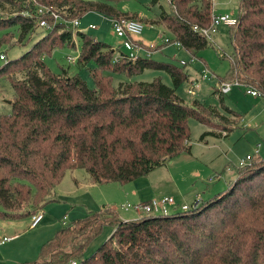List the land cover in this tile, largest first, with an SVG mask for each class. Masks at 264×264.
Masks as SVG:
<instances>
[{
	"label": "trees",
	"instance_id": "trees-1",
	"mask_svg": "<svg viewBox=\"0 0 264 264\" xmlns=\"http://www.w3.org/2000/svg\"><path fill=\"white\" fill-rule=\"evenodd\" d=\"M1 1L15 10L0 14V28L20 24V40L35 23L22 11H34L38 3L56 9L64 19L91 10L110 16L122 13L112 5L114 0ZM213 1L169 0L171 10L163 8L160 13L193 57L209 43L194 26L210 23ZM237 16V24L231 25L236 27L232 29L234 53L227 76L220 80H237L264 96V0H241ZM62 24L58 21L20 57L0 66V76H8L16 92L12 112L0 116L3 218L38 212L54 199L68 169L85 168L97 183H126L183 151L191 152L190 117L215 127L211 117L216 106L197 101L190 105L176 92L189 78L183 66L144 55L132 60L125 50L117 60L115 48L85 31L77 33L83 38L79 62L94 61L90 72L95 87L79 74L53 73L43 55L56 45H75L72 30L57 31ZM148 68L167 71L173 85L156 77L110 87L109 80L97 75L110 69L132 76ZM219 89L215 92L224 103ZM230 110L243 120L242 112L231 106ZM225 129L227 136L233 128ZM209 133L223 136L212 129L202 136ZM238 168L228 187L198 199V205L189 209L123 220L116 207L105 205L73 223L64 221L65 226L43 243L38 260L25 264H264V157L256 152ZM108 223L114 225V232L84 257L87 246Z\"/></svg>",
	"mask_w": 264,
	"mask_h": 264
},
{
	"label": "rangeland",
	"instance_id": "rangeland-1",
	"mask_svg": "<svg viewBox=\"0 0 264 264\" xmlns=\"http://www.w3.org/2000/svg\"><path fill=\"white\" fill-rule=\"evenodd\" d=\"M240 1L214 0L213 4L216 12L237 15ZM1 2L3 3H0V14L8 15L15 10L12 4ZM111 3L122 12L121 14H135V17L143 20L145 27L141 38L144 42L160 44L164 37L171 38L170 42L152 50L149 56L173 62L188 71L189 78L177 87L176 92L190 105L200 102L206 106H216V114L211 117L215 127L211 128L195 117H190L188 120L190 137L187 144H191V152L183 151L146 175L128 183L118 181L94 183L85 168L68 169L56 187L54 199L38 209L44 214L38 224L32 225V214L14 218L0 216V237L14 236L7 242L0 243V264L35 262L41 255L43 243L52 238L58 229L64 227V223H73L76 219L85 217L91 211L100 210L105 205L116 207L119 217L128 220L137 218L140 214L133 208L125 209L124 204L129 202L134 205L165 195L173 196L180 204H190L201 198L207 199L219 191L218 189L228 187L237 178L238 164L247 154L257 152L264 157V96H253L241 83H233L231 90L224 93V103L215 92V88L221 86L220 77H226L230 68L231 56L234 53L232 29L236 27L220 24L218 30L209 37V43L193 57L192 51L176 41L175 33L159 17L163 8L171 10L169 0L157 2L114 0ZM76 17H80L81 31L108 42L115 48V53L125 49L124 39L113 28L110 15L91 10L83 16ZM54 21L52 18L51 22ZM91 23L96 24V27H89ZM80 30L72 32L75 45L71 43L56 45L43 55V59L53 73L79 74L90 87H95L96 83L90 72L91 68L95 67L94 61L86 64L79 62V56L83 51V38L77 34ZM46 31L47 29L35 21L33 30L20 40V24L14 23L0 28V51H4L10 59L20 57ZM69 55L78 58L72 61L68 58ZM4 62L0 59V66ZM203 73H207L208 76L204 77ZM97 75L109 80L107 86L110 87H119L121 82L149 81L156 77L173 85L170 74L162 69L148 68L132 76L105 69L99 70ZM190 88L193 92L189 91ZM15 96L16 92L10 78L6 75L0 76V116L12 112L11 101ZM230 106L242 112L243 120L230 110ZM226 127L233 129L224 136L228 132ZM210 129L223 136L215 133L202 136ZM137 188L140 192L137 190V193H134L132 189ZM181 192L184 193L182 197L177 195ZM114 230L113 224L104 225L102 231L87 246L84 257L90 256Z\"/></svg>",
	"mask_w": 264,
	"mask_h": 264
},
{
	"label": "built area",
	"instance_id": "built-area-1",
	"mask_svg": "<svg viewBox=\"0 0 264 264\" xmlns=\"http://www.w3.org/2000/svg\"><path fill=\"white\" fill-rule=\"evenodd\" d=\"M24 14L29 15L35 18L38 25L44 27L45 29H54L55 25L58 21L62 20L65 22L64 27H59L58 30L70 29L78 31L79 26L81 24L80 17H73L70 19L61 18L59 12L48 6L43 4H37L34 11L23 10ZM55 20L51 22V19ZM238 16L230 13V12H216L215 8L212 12L211 21L207 26H199L195 25L194 29L201 34L205 35L208 39L211 37L212 33L218 30V26L220 24L226 25H236L238 22ZM112 26L117 32L119 36L124 39V52L126 53V57L132 60H136L140 55L149 56L152 52L153 48H156L158 44L156 43H147L144 42L141 38V34L144 30L145 24L142 19L135 17L133 15H126V14H119L116 16H111ZM89 27H96V24L91 23ZM164 41H171L169 37H164ZM178 43H181L179 40L176 39ZM144 51V53H141ZM123 51H119L115 54V59L119 60L121 57H124ZM68 58L72 61L77 60V56L69 55ZM0 59L7 61L8 55L4 51H0ZM203 76H208L207 73H203ZM233 83L240 84L237 80L232 81H223L220 86V90L224 93H228ZM190 92H193V89H189ZM248 92L253 96H262L261 92L252 87H248ZM253 154H247L245 158L241 159L239 164L244 165L247 164ZM199 200H196L192 204H180L173 196L165 195L161 197H156L149 199L147 201H142L137 204H131L130 202L124 204L125 209L133 208L137 210L141 215L142 214H168L180 209H189L191 207L197 206ZM43 212L38 211L32 214V225L35 226L43 219ZM14 236H2L0 237V243H5L8 240L12 239Z\"/></svg>",
	"mask_w": 264,
	"mask_h": 264
},
{
	"label": "crops",
	"instance_id": "crops-1",
	"mask_svg": "<svg viewBox=\"0 0 264 264\" xmlns=\"http://www.w3.org/2000/svg\"><path fill=\"white\" fill-rule=\"evenodd\" d=\"M160 166H161V165H160ZM158 167H159V166H158ZM153 170H154V169H153ZM151 171H152V170H151ZM151 171H150V172H151ZM88 174H89V173H88ZM89 175H90V174H89ZM145 175H146V174H145ZM90 177H91V176H90ZM139 177H140V176H139ZM220 177H221V175H220ZM137 178H138V177H137ZM137 178H135V179H137ZM91 179H92V178H91ZM135 179H133V180H135ZM133 180H131V181H133ZM92 181H93V179H92ZM77 182H78V181L76 180V183H77ZM93 182H94V183H97V182H95V181H93ZM129 182H130V181H129ZM127 183H128V182H127ZM223 188H224V187H223ZM137 190H138V188H137V189H132V191H133L134 193H137ZM218 190L220 191V189H218ZM138 191L140 192V190H138ZM216 192H218V191H216ZM216 192H215V193H216ZM177 195H179V196L182 197V196H184V193H183V192H181L180 194L177 193ZM208 197H209V196H208ZM208 197H207V198H208ZM202 199H204V198H201V200H202ZM196 200H197V199H196ZM192 203H193V202H192ZM188 204H189V203H188ZM190 204H191V203H190ZM140 215H141V214H138V216H137V215H136V216L139 217Z\"/></svg>",
	"mask_w": 264,
	"mask_h": 264
}]
</instances>
